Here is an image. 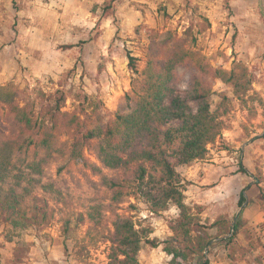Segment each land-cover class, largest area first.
<instances>
[{
    "label": "rangeland",
    "instance_id": "rangeland-1",
    "mask_svg": "<svg viewBox=\"0 0 264 264\" xmlns=\"http://www.w3.org/2000/svg\"><path fill=\"white\" fill-rule=\"evenodd\" d=\"M152 40L161 60L183 48L228 70L241 60L255 76L247 102L234 96L231 85L205 77L212 110L223 94L230 98L223 143L210 145L204 159L178 171L185 179L186 202L202 207L204 221L210 224L224 215L232 224L237 216L230 243L216 237L215 227L209 229L214 236L210 264H264V116L258 103L264 101V0H0V85L13 83L17 103L29 108L38 88L63 87V110L70 112H78L83 93L97 96L109 118L128 109L127 94H133L138 74L129 67L128 53L138 58L142 73ZM191 73L177 69L182 89L188 88ZM14 123L9 106L0 104V141ZM60 132L58 147L68 146L70 130ZM97 149L93 140L83 147L82 157L46 155L43 181L52 186L36 192L48 203L49 220L12 241L0 221V264H108L117 215L152 228L150 238L162 241L172 234L169 222L179 209L154 213L127 189L112 188L110 180L121 181L123 172L105 167ZM29 155L34 156L33 149ZM240 161L251 174L240 171ZM243 189L247 200L242 207ZM163 247L143 243L140 262L170 264L172 255Z\"/></svg>",
    "mask_w": 264,
    "mask_h": 264
},
{
    "label": "trees",
    "instance_id": "trees-1",
    "mask_svg": "<svg viewBox=\"0 0 264 264\" xmlns=\"http://www.w3.org/2000/svg\"><path fill=\"white\" fill-rule=\"evenodd\" d=\"M159 49L152 40L142 73L136 63L138 58L128 53L129 67L138 74L133 78V94H127L128 109H119L109 118L97 96L83 93L78 112H70L63 110L67 101L63 87L49 92L38 88L29 108L17 103L15 91L11 90L13 83L0 85V104L9 106L15 121V129L5 132L0 141V221L6 226L7 240L49 220L48 203L41 201L36 192L38 187L52 186V182L43 181L46 155L68 153L70 157H82L83 147L95 140L103 165L123 172L121 181L110 180L112 188L127 189L154 213L171 206L179 209L178 217L169 222L172 234L162 241L150 238L152 228L117 215L108 264H142L139 253L145 242L153 247L163 244V250L172 255L170 264H194L198 257L199 264H210L207 253L214 236L209 229L215 227L216 237L233 241L236 224L232 226L224 215L208 224L202 218V207L186 202L185 179L178 167L204 159L210 145L223 143L228 125L226 101L230 98L223 94L219 107L212 110V89L205 77L231 85L234 96L247 102V96L252 98L255 76L241 60L235 59L228 70L212 66L183 48L172 50L161 60ZM179 67L192 72L186 89L178 83ZM258 103L264 116L263 99ZM62 127L70 130L72 141L58 147ZM220 145L227 148L226 144ZM32 149L34 156L30 159ZM240 171L250 173L242 161ZM245 189L240 192L239 205L247 200ZM69 224L66 221L67 229ZM232 229V235L225 238Z\"/></svg>",
    "mask_w": 264,
    "mask_h": 264
},
{
    "label": "water",
    "instance_id": "water-1",
    "mask_svg": "<svg viewBox=\"0 0 264 264\" xmlns=\"http://www.w3.org/2000/svg\"><path fill=\"white\" fill-rule=\"evenodd\" d=\"M245 195H246V192H245ZM246 196H247V195H246ZM245 204H246V201L243 203L242 207H243ZM236 218H237V216H235V219H234L233 222H232V226L235 225ZM231 235H232V232H230L227 236H231ZM206 252H207V250H206Z\"/></svg>",
    "mask_w": 264,
    "mask_h": 264
}]
</instances>
